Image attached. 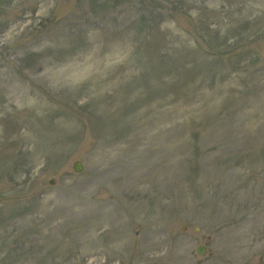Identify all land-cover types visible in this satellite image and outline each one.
I'll list each match as a JSON object with an SVG mask.
<instances>
[{"label": "rangeland", "instance_id": "obj_1", "mask_svg": "<svg viewBox=\"0 0 264 264\" xmlns=\"http://www.w3.org/2000/svg\"><path fill=\"white\" fill-rule=\"evenodd\" d=\"M263 230L264 0H0V264H264Z\"/></svg>", "mask_w": 264, "mask_h": 264}, {"label": "water", "instance_id": "obj_2", "mask_svg": "<svg viewBox=\"0 0 264 264\" xmlns=\"http://www.w3.org/2000/svg\"><path fill=\"white\" fill-rule=\"evenodd\" d=\"M74 170L76 172H81L83 170V163L81 161H75L73 164ZM53 183V182H52ZM205 251V247L203 245H200L198 247V253L203 254Z\"/></svg>", "mask_w": 264, "mask_h": 264}]
</instances>
